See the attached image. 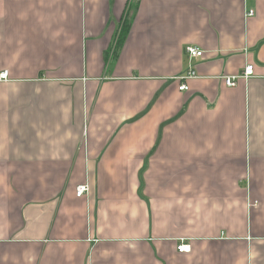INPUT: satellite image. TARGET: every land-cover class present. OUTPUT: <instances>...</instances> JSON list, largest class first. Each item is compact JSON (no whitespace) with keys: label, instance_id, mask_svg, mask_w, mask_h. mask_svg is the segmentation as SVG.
<instances>
[{"label":"crops","instance_id":"1","mask_svg":"<svg viewBox=\"0 0 264 264\" xmlns=\"http://www.w3.org/2000/svg\"><path fill=\"white\" fill-rule=\"evenodd\" d=\"M3 71L0 264H264V0H0Z\"/></svg>","mask_w":264,"mask_h":264},{"label":"built area","instance_id":"2","mask_svg":"<svg viewBox=\"0 0 264 264\" xmlns=\"http://www.w3.org/2000/svg\"><path fill=\"white\" fill-rule=\"evenodd\" d=\"M253 13H254L253 10L248 11V15H253ZM186 52L190 58H198V57H202L203 55V50L195 46H187ZM253 74H254V66L253 64L248 63L244 67V70L241 76H238V77L237 76L236 77L227 76L224 78V83L225 85L229 87H233L236 85L239 77L249 78ZM195 75H196L195 70L192 68H189L184 75L176 77V80L180 83L178 89L179 90L187 89V85L185 83L186 79L192 78ZM7 76H8L7 71L0 72V81L7 80ZM87 190H88L87 184L78 185L75 190V195L77 197L83 196ZM190 249H191L190 244L180 243L179 245H177L178 252H189Z\"/></svg>","mask_w":264,"mask_h":264},{"label":"trees","instance_id":"3","mask_svg":"<svg viewBox=\"0 0 264 264\" xmlns=\"http://www.w3.org/2000/svg\"><path fill=\"white\" fill-rule=\"evenodd\" d=\"M126 33H127V27L125 26V27H123V29L121 31V35H120L121 41L124 39Z\"/></svg>","mask_w":264,"mask_h":264}]
</instances>
